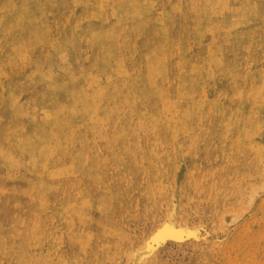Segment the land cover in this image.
Returning a JSON list of instances; mask_svg holds the SVG:
<instances>
[{
    "label": "rangeland",
    "instance_id": "374dc122",
    "mask_svg": "<svg viewBox=\"0 0 264 264\" xmlns=\"http://www.w3.org/2000/svg\"><path fill=\"white\" fill-rule=\"evenodd\" d=\"M0 264H264V0H0Z\"/></svg>",
    "mask_w": 264,
    "mask_h": 264
},
{
    "label": "bare ground",
    "instance_id": "6f19581e",
    "mask_svg": "<svg viewBox=\"0 0 264 264\" xmlns=\"http://www.w3.org/2000/svg\"><path fill=\"white\" fill-rule=\"evenodd\" d=\"M183 227H186V226L174 227L169 223L163 224L162 227H160L159 229L155 230L152 233L151 237L146 239L144 248L146 249L147 252H150V251L154 252V251L158 250L161 243L162 244L168 243V242H173V243H177V244L184 243L186 241V238H181L183 236L182 234H185L184 233L185 230ZM185 229H187L189 237L194 236V238H197L199 236V227L198 228L197 227L196 228H190V229H188V227H187ZM168 235H170V236H168Z\"/></svg>",
    "mask_w": 264,
    "mask_h": 264
}]
</instances>
